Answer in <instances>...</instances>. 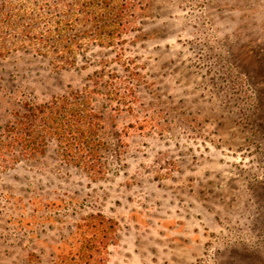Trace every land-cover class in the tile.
Listing matches in <instances>:
<instances>
[{
	"label": "rangeland",
	"instance_id": "374dc122",
	"mask_svg": "<svg viewBox=\"0 0 264 264\" xmlns=\"http://www.w3.org/2000/svg\"><path fill=\"white\" fill-rule=\"evenodd\" d=\"M134 1L121 42L71 57L43 34L71 0H0V264H264V0ZM76 91L100 174L15 142L26 105Z\"/></svg>",
	"mask_w": 264,
	"mask_h": 264
},
{
	"label": "trees",
	"instance_id": "16d2710c",
	"mask_svg": "<svg viewBox=\"0 0 264 264\" xmlns=\"http://www.w3.org/2000/svg\"><path fill=\"white\" fill-rule=\"evenodd\" d=\"M53 4L56 5L55 2ZM67 6L70 10L68 17H65L64 23L57 21L56 26L53 25L54 19L47 17L48 12L43 11L46 16L43 22L54 26L46 27L43 34L50 35V40L52 39L54 43H52L53 52L67 48L68 56L71 57L81 49L83 39L98 41L101 45L121 42L123 35L131 29L135 18L134 0H71ZM20 12L18 11V16L20 15L21 19ZM32 14L27 17L31 22L32 18L36 17ZM14 15L16 16V13H12V10L0 5V28L11 26L15 22ZM37 17L40 19L39 15ZM76 26L81 27L82 30L78 31ZM26 28L21 30V37L23 38L24 35L35 38L31 26ZM67 32L70 35H67ZM52 34H55V37ZM61 42L64 44L61 45ZM88 106L90 99L78 91L61 96L52 105H33V107L26 105L28 114L22 115L19 124L13 128L16 131L22 130L27 136L23 137L19 132L20 136L15 141L16 144L28 148L26 151H32L34 141L38 138L35 135L41 140L53 138L57 149L62 150L64 153L62 155L66 154V159L92 175L100 174L104 171L105 163L98 155L101 148L97 138L99 120L96 113L87 110ZM36 124L41 126L43 131H36ZM87 257L89 258L90 255Z\"/></svg>",
	"mask_w": 264,
	"mask_h": 264
}]
</instances>
